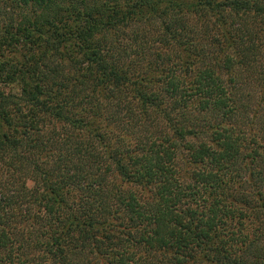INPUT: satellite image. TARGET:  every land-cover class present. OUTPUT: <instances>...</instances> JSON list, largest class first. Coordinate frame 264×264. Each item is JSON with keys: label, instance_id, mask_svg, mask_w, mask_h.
<instances>
[{"label": "trees", "instance_id": "trees-1", "mask_svg": "<svg viewBox=\"0 0 264 264\" xmlns=\"http://www.w3.org/2000/svg\"><path fill=\"white\" fill-rule=\"evenodd\" d=\"M0 264H264V0H0Z\"/></svg>", "mask_w": 264, "mask_h": 264}]
</instances>
